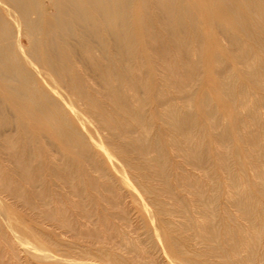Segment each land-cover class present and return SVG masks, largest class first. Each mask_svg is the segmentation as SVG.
I'll use <instances>...</instances> for the list:
<instances>
[{
	"label": "bare ground",
	"instance_id": "6f19581e",
	"mask_svg": "<svg viewBox=\"0 0 264 264\" xmlns=\"http://www.w3.org/2000/svg\"><path fill=\"white\" fill-rule=\"evenodd\" d=\"M0 264H264V0H0Z\"/></svg>",
	"mask_w": 264,
	"mask_h": 264
}]
</instances>
